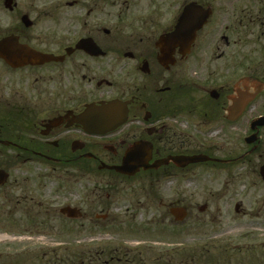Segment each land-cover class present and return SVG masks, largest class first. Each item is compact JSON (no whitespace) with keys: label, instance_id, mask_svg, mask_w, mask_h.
<instances>
[{"label":"flooded vegetation","instance_id":"obj_1","mask_svg":"<svg viewBox=\"0 0 264 264\" xmlns=\"http://www.w3.org/2000/svg\"><path fill=\"white\" fill-rule=\"evenodd\" d=\"M5 41L0 264H205L169 238V185H264V0H0ZM195 156L219 162L172 161Z\"/></svg>","mask_w":264,"mask_h":264},{"label":"rangeland","instance_id":"obj_2","mask_svg":"<svg viewBox=\"0 0 264 264\" xmlns=\"http://www.w3.org/2000/svg\"><path fill=\"white\" fill-rule=\"evenodd\" d=\"M215 138L214 135L212 139ZM204 168L192 171L195 176L191 175L182 183L169 185L174 190L175 206H189L188 215L183 221H176L171 232L173 235L169 238H173L175 247L191 245V254H201L206 248L205 264H239L242 259L247 260V255H236L234 250L237 246L258 247L264 243V185L257 182L251 188L247 182L232 177L231 171L226 168ZM69 178L70 173L63 174V179ZM68 187L71 186L63 187L65 195ZM79 190L82 191L81 186ZM237 204L241 205L239 212L235 211ZM203 207L204 211H200ZM146 216L142 212L139 222ZM128 232H125L127 240ZM153 235L154 240L167 239L160 230ZM179 250L176 249V252Z\"/></svg>","mask_w":264,"mask_h":264},{"label":"water","instance_id":"obj_3","mask_svg":"<svg viewBox=\"0 0 264 264\" xmlns=\"http://www.w3.org/2000/svg\"><path fill=\"white\" fill-rule=\"evenodd\" d=\"M7 1H6V6H7ZM7 41H5L1 46L3 47L2 50H0L2 54V56L5 59H8L9 56L11 55L10 53H8L6 51V46H7ZM111 108L109 109V121L114 122V121H120V119H122L120 116H118V113H116V110H118L119 107H114L113 104L110 105ZM107 120V119H106ZM120 123V122H118ZM139 146H136L134 148H132L126 155V157L123 160L122 165L117 166V167H107V169L110 170H114L115 172H117L118 174H122V175H134L135 173H137L138 168L140 167L139 165H137V162L135 161V154L137 153ZM172 161L179 165L180 167L186 166L188 164H193V163H199V162H209V161H213V162H219L218 160L215 159H210L206 156H195V157H191V158H175L172 159ZM169 160L164 161L163 163L166 164L168 163ZM154 167H157L156 165H154ZM262 177L264 178V169L261 172ZM204 207L200 208V211H204ZM237 212V210H236ZM185 217V213H180L178 215V217H176L177 220H183Z\"/></svg>","mask_w":264,"mask_h":264},{"label":"trees","instance_id":"obj_4","mask_svg":"<svg viewBox=\"0 0 264 264\" xmlns=\"http://www.w3.org/2000/svg\"><path fill=\"white\" fill-rule=\"evenodd\" d=\"M234 252H236V255H242L243 253L247 255V260L244 261V259H242L239 264H264V243L260 244L258 247L245 245L244 247L236 248Z\"/></svg>","mask_w":264,"mask_h":264}]
</instances>
